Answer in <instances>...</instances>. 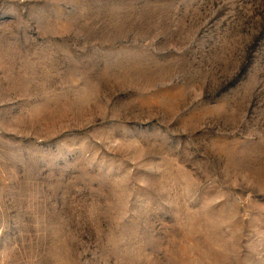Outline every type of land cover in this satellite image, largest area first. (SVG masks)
I'll return each instance as SVG.
<instances>
[{"label": "rangeland", "instance_id": "1", "mask_svg": "<svg viewBox=\"0 0 264 264\" xmlns=\"http://www.w3.org/2000/svg\"><path fill=\"white\" fill-rule=\"evenodd\" d=\"M0 264H264V0H0Z\"/></svg>", "mask_w": 264, "mask_h": 264}]
</instances>
